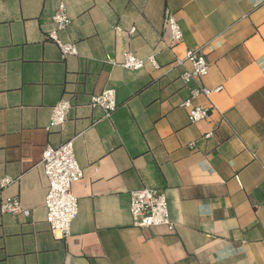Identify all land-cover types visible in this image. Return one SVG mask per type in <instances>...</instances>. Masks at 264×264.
Returning <instances> with one entry per match:
<instances>
[{
    "label": "crops",
    "instance_id": "obj_1",
    "mask_svg": "<svg viewBox=\"0 0 264 264\" xmlns=\"http://www.w3.org/2000/svg\"><path fill=\"white\" fill-rule=\"evenodd\" d=\"M60 2L71 23L59 38L77 49L66 59L48 38ZM169 15L183 33L172 48ZM189 50L209 64L190 87H223L194 101L211 108L197 123L182 107ZM127 52L144 68L108 63ZM106 90L110 117L89 107ZM64 100L72 108L52 129ZM68 141L84 177L61 239L46 222L41 161ZM141 189L165 193L173 232L134 226ZM7 198L28 215L3 213ZM0 264H264V0H0Z\"/></svg>",
    "mask_w": 264,
    "mask_h": 264
},
{
    "label": "built area",
    "instance_id": "obj_2",
    "mask_svg": "<svg viewBox=\"0 0 264 264\" xmlns=\"http://www.w3.org/2000/svg\"><path fill=\"white\" fill-rule=\"evenodd\" d=\"M56 25V31L49 34L48 38L57 45L62 58L66 59L77 54L76 46L72 43H64L59 38V32L65 31L71 18L67 5L60 2L52 18ZM167 26L171 37V48L183 41L182 30L172 15L167 18ZM116 31H122L121 27H116ZM136 33L135 26L128 30L129 35ZM186 60L191 64V70L184 71L181 75L183 83L190 87L192 83L200 82L209 74V64L205 55L200 50H189L186 54ZM109 64L120 65L121 67L138 71L144 68L146 60L138 58L134 53L127 52L123 61L117 63L115 60H107ZM147 61L156 65L154 57H149ZM179 66L182 61L177 62ZM223 87L210 90L202 84L190 87L189 97L183 102L182 107L189 113L192 123L206 120L211 108L194 105V101L203 96L209 98L213 93L221 92ZM89 107L99 108L104 112L105 117H110L117 109L116 92L106 90L98 95H93ZM72 108L71 102L64 100L59 102L53 109L50 119V128H62L66 122L68 113ZM209 134L207 137H210ZM194 144H190L193 148ZM41 164L48 182V191L45 198L46 222L54 236L61 239L66 238L71 230L73 222L79 214V201L73 193L74 184L80 182L84 173L77 162L73 141H68L58 147L46 146L43 151ZM11 182L5 178L3 185ZM3 213L12 216H27L16 198H7L1 205ZM130 214L135 227L147 229L152 227H163L168 232L175 229L172 222L169 204L165 193L159 189H141L130 193Z\"/></svg>",
    "mask_w": 264,
    "mask_h": 264
}]
</instances>
